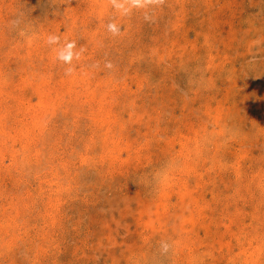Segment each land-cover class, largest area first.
<instances>
[{"label": "rangeland", "instance_id": "rangeland-1", "mask_svg": "<svg viewBox=\"0 0 264 264\" xmlns=\"http://www.w3.org/2000/svg\"><path fill=\"white\" fill-rule=\"evenodd\" d=\"M148 11L0 0V264H264V0Z\"/></svg>", "mask_w": 264, "mask_h": 264}, {"label": "clouds", "instance_id": "clouds-1", "mask_svg": "<svg viewBox=\"0 0 264 264\" xmlns=\"http://www.w3.org/2000/svg\"><path fill=\"white\" fill-rule=\"evenodd\" d=\"M110 3L120 16H129L133 9H148L149 11L144 15L147 21L151 19V9L163 5L164 0H110ZM106 27L107 31L113 36H118L120 34L121 29L115 22H109ZM47 43L57 46L55 49L57 52V59L67 66L65 68V75L71 76L74 72L73 62L79 61L81 58L79 53L74 51L76 49L75 41L61 44L59 37L49 36ZM81 51H83L82 48ZM94 67H98V65H94ZM104 67L111 70L113 65L111 62H107ZM160 247L163 254H167L170 249V245L167 242H162Z\"/></svg>", "mask_w": 264, "mask_h": 264}]
</instances>
